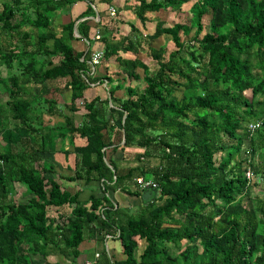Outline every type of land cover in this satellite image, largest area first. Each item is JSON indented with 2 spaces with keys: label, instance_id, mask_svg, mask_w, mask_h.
<instances>
[{
  "label": "trees",
  "instance_id": "obj_1",
  "mask_svg": "<svg viewBox=\"0 0 264 264\" xmlns=\"http://www.w3.org/2000/svg\"><path fill=\"white\" fill-rule=\"evenodd\" d=\"M76 1H2L0 66L10 73L0 77L8 93L0 102V264H31L33 255L52 264L51 254L77 262L82 242L101 235L119 240L126 258L105 250L91 264H264V196L252 190L262 181L247 176L248 170L257 178L264 172V158L255 169L264 150V0H196L190 22L167 26L158 17L150 34L131 23L130 33L117 40L100 22L103 59L117 55L123 71L145 86L141 92L128 87L125 98L115 95L119 84L112 86L111 100L119 109L95 97L84 100L80 124L72 115L51 124L45 116L59 113L56 99L34 101L25 96L26 87L70 77L69 108L78 110L77 100L89 87L83 74L92 51L77 52L72 41H91V27L98 25L88 18L95 15L94 0L77 18L59 29L54 25L55 13H70ZM137 1L135 13L144 25L148 13L181 10L188 2ZM208 14L210 30L203 34ZM85 17L77 37L75 23ZM195 27L198 44L183 41ZM162 36L177 49L167 55L166 47L150 48L158 64L152 73L139 50L144 37L154 42ZM256 121L262 125L251 133L249 124ZM116 127L124 133L123 144L113 140ZM77 136L85 143L76 144ZM66 139L72 150L58 145ZM128 147L143 148L145 155L160 151V165L120 172L112 155ZM59 148L76 155L75 176H47L55 165L46 159L38 164L42 154ZM138 176L155 179L159 188L132 190ZM63 179L98 180L103 195L83 201L81 191L68 190ZM15 182L29 190L28 202L10 198ZM118 189L142 196L141 208H115L108 191ZM140 239L146 246L137 254Z\"/></svg>",
  "mask_w": 264,
  "mask_h": 264
},
{
  "label": "crops",
  "instance_id": "obj_2",
  "mask_svg": "<svg viewBox=\"0 0 264 264\" xmlns=\"http://www.w3.org/2000/svg\"><path fill=\"white\" fill-rule=\"evenodd\" d=\"M88 2H90V1H88V0L76 1L75 3H73L71 5L70 13H66V12L64 13L61 11H57L55 13V15H57V14L58 15H57V18L54 20V22H55V25H59V27L57 26L58 29L60 28L62 23L63 24L67 23L72 18L74 19V18H77L79 15H81L88 8ZM137 2H138L137 0H94L93 7L95 9V15H91L88 18H91L94 21H96L98 23V25H94L91 27V32H90L91 41L86 40L85 38L84 39L83 38L75 39L72 41V44H73L75 50L77 52L78 51L84 52V51H88L89 49H91L92 52H94L95 50H98V49L104 50L105 41L101 40V39H95V38L93 39V37L95 36V31L97 29H100V27L103 28L101 26L100 22H102L103 26L105 25V27H108L107 29L110 31L111 35L116 38V40L120 39L121 36L124 37L130 33L131 23H134L137 27H139L142 30V32L144 34H147L146 33V32H148L146 30L148 28L147 23L145 25L143 23H141L140 19L137 17L136 14L128 16L126 13L128 10H125L126 5L128 7H132L134 9V7L137 5ZM111 5H115L117 7V10H118V14L115 17H111L109 15V7ZM150 14H153V12L148 13L149 18H150ZM86 18L87 17L76 21L75 28L77 30H78L79 23L81 21L85 20ZM58 20L60 22H58ZM75 28H74V33H75ZM120 55L127 57V58H135V56H136L132 52H126V53L120 52ZM116 58H117V55L111 56L110 58L103 59L101 61V63L95 67L94 73L89 75V78L95 84L89 85V87L87 89H85V91H84V98H86L87 101H90L95 97H100L103 100L109 99L108 108L119 109V107L116 106L115 104H113V102L111 100V94L109 91L110 88L112 86L119 84L121 86V88L116 92L115 95L117 97L125 98V97H127V94H128L127 88L130 86L136 88V84L139 83L140 81H142V80L131 79L127 75V73L123 71V68L119 65V62L117 61ZM91 69H92V67L89 66V70H91ZM57 79H60V78H57ZM70 91H71V96H72V89H70ZM59 103L60 102L57 101L58 106H60V109L58 110L59 113L58 114L57 113L52 114L51 115L52 119L51 120L49 119L51 124L64 122L65 115L74 116L76 124H80L82 122L84 113H86L87 110L85 112L83 111L84 113L81 115V119H80V121H79L80 123H79L77 121V117H78V112H80L81 110H76L75 112H73L72 110H70V108H69L70 104H68L67 102H66V104L65 103L59 104ZM112 123L115 124L114 120L112 121ZM121 130L122 129L120 127H116V130H114V132H113L112 136H113V140L115 143H117V141H118V138H116V136H118L117 134H120ZM121 135H122L121 136L122 137L121 142H123L124 133ZM79 138L82 140L81 144H84L85 139L81 138L80 136H77L75 138L74 142L76 144H79L78 143ZM61 142H63V143H61ZM61 142L58 144L59 146H61V144H64L65 149L72 150V148H71L72 144H69L68 139H66L65 141H61ZM132 148L134 149L136 147L126 148L124 154L121 153L119 150L112 155V158H113L114 162L116 163L118 169L124 170L125 172L127 171L128 167H122V166L126 165L125 160H127L128 157H129V159H131L130 158L131 155H129L127 149H132ZM47 154H49V155H47ZM42 155L48 156V157L44 156V158L42 156V160L46 159V160L50 161V163H53L55 165L54 168L59 169L58 171H60L62 176H67V175H74L75 176V171H73V169H75L76 155L74 153H72V151H71V153H69L67 155L66 152H63V150L61 148H59V150L56 152H47V153L42 154ZM125 157H126V159H125ZM107 160L109 161L108 158H107ZM68 167H70V168L68 169ZM62 181H64L63 184L68 190H70L72 192L80 190L81 191L80 199L83 201L87 200L91 194H96V195L100 196L98 193V190H96L97 188H99L98 185L96 187H95V185L92 186L91 185L92 182L87 183L83 179H77L75 181H69L67 179H63ZM80 183H81V186H79ZM102 189H103V187H102ZM85 191L86 192L89 191L88 196H87V198L82 199V195L84 194ZM110 192H112L113 195H111ZM108 195L112 199L113 203L115 204V208L119 207L122 209H126L129 212H131V210H133V211L138 210V209H135L131 206V200L132 199H135V201H137V199H140L142 202L141 206L143 204L142 196L128 194V193H126L120 189L116 190L115 192L110 190V191H108ZM91 241H94V243H92L89 247H83L82 246L84 244V242L88 243L86 240H84L82 242V244L80 245V250L82 252V256L80 259L77 260V262H74L73 259H65L66 260V262H65V260H63L64 259L63 256H61V255L58 256L55 254L49 255L47 260L49 262H51L52 264H86V262L92 263L93 261H96V259H99L100 257H102L104 254L103 252L105 250L101 246L102 242L106 243L107 248H108L107 251L110 255L111 254L114 255V257L118 260H122V259L126 258V255L122 252V247H121L120 241L111 237V236H108V238L106 239L101 235L97 239H92ZM99 242H101V244H99ZM144 248H145V246H144ZM90 254L92 257L90 256ZM97 254H99V255L97 256ZM34 256H36V255H33L31 258H33ZM50 257H52V258L50 259ZM60 258H62V260ZM31 264H32V259H31Z\"/></svg>",
  "mask_w": 264,
  "mask_h": 264
},
{
  "label": "rangeland",
  "instance_id": "obj_3",
  "mask_svg": "<svg viewBox=\"0 0 264 264\" xmlns=\"http://www.w3.org/2000/svg\"><path fill=\"white\" fill-rule=\"evenodd\" d=\"M2 1H4V0H0V10L2 8ZM195 2H196V0H188V2H186L183 5L182 9L177 10V11L161 10L159 12H153V14H150V18H149L150 20L147 22L148 28L146 30L148 32H146V33L150 34V33H153L155 31L158 17L165 19L167 26H170V25L174 24L175 22H182V21L183 22H190V19L192 17L191 7ZM126 6H125V8H126L125 10H128L126 12L128 16L136 14L135 9H133L132 7H128V6L126 7ZM57 15H55V19L57 18ZM210 17H211L210 14L205 16V20H204L205 27H204L203 34L210 30V25H209V18ZM59 20H58V22H60ZM0 25H1V22H0ZM57 26L59 27V25H55V27H57ZM196 29L197 28L195 27L189 35H186V36L182 35V40L186 41V42L191 41V43H197L196 41L193 40V37L196 33ZM74 35H75V33H74ZM2 39H3V37H2L1 32H0V43L3 41ZM152 47H166L167 55H169L172 51L176 50L177 47L175 46V43L170 38H168L167 36H162V37L156 39L154 42H151V41L149 42L148 39H146L145 37L143 38L142 46L139 50L138 55L149 66L150 71L152 73H155L158 69V64H157L156 60H154V58L151 56L150 48H152ZM138 71L142 75L144 74L143 68H138ZM9 73H10V70L5 65L2 64L0 66V77H6ZM69 80H70V77H68L67 79L66 78H64V79H53V80L51 79L42 85L29 84L26 87L28 89V94H26L25 96L28 98H32L34 101H38L40 99V96L45 95L48 98L56 99L57 101L60 102L59 104H63V103L66 104V102L68 104H70L71 103V91H70L71 88L66 86V83H67L66 81H69ZM144 86L145 85H144L143 81H140L139 83H137L136 84L137 91L141 92L143 90ZM4 89H5V87H4V85H2V87H0V102H2V103H4L8 99V93ZM2 91H5V92H2ZM178 94H181V93L178 92ZM127 96H128V94H127ZM178 96L181 97V95H178ZM84 100L86 101V98H84V97L79 98L77 100V106L79 108L78 110L82 111V112L81 111L78 112V117H77L78 122L81 119V115L86 111ZM45 119L48 123V122H50L49 119L51 120L52 117L49 115H46ZM120 136L121 135L118 134L117 143L123 144V142H120L121 141ZM60 142H61V140L58 141V143H60ZM78 143L79 144L82 143V140L80 138L78 139ZM248 143H249V141L247 140L244 144V147H248L249 146ZM127 150H128L129 155H131L130 156L131 159H129V157H128L129 160L128 159L125 160L126 165L122 166V167H128L127 170L129 168H131V166L134 167V166H138V165H143L144 167H147V168H154V167L159 166L161 163V153H160V151H158L156 149L151 151V153L149 155H145L144 149H142V148H137V149L132 148V149H127ZM120 152L123 154L125 153V151H122V150H120ZM47 155H49V154H47ZM47 155H41L39 160H38V164L42 163V156L44 158V156L46 157ZM126 157H125V159H126ZM142 157H144V159H142ZM263 158H264V150H261V152H259L255 158V166H256L255 169L256 170L258 169V165H260L259 160H261ZM58 170L59 169H53L52 172H47L46 175L47 176H53L56 178H60V176H62V175H61L60 171H58ZM119 171L125 172L124 170H121V169H119ZM250 177L253 179L252 180L253 182H256V180H258V179H260L262 181L260 185L254 187L252 189L253 194L264 196V172L259 175V178H257V176H255V175L253 176V171H252V174ZM63 183H64V181H63ZM91 185L92 186L95 185V187L98 185L99 188H97L96 190H98V193L100 196L103 195V189H102L103 186H102V183L100 181L93 180ZM79 186H81V183L79 184ZM136 187H137L136 183L133 185V183L131 182L130 188L132 190H134V189H136ZM88 193H89V191H87V192L85 191L84 194L82 195V199L87 198ZM110 194L113 195L112 192H110ZM31 197H32V195L30 194V192L26 186L20 184L19 182L14 183V189L11 192L10 198L15 200L16 202H28ZM141 203L142 202L140 199H137V201H135V199L131 200V206L135 209H140ZM248 203H251V202L248 201ZM60 211L65 213L67 210H60ZM132 211L133 210H131V212ZM91 240L92 239H89L87 237L86 241L88 243L84 242V244L82 246L83 247H89L92 243H94V241H91ZM99 244H101V242H99ZM139 244H140V248H137V254H140V252H142V249L144 248V246H146V241L140 239ZM101 246L104 250H108L106 243L102 242ZM90 256H91V254H90ZM51 258L52 257H50V259ZM31 259H32V264H45L46 263V261L44 259L40 258L39 256H34ZM60 259L62 260V258H60ZM65 259H67V258L64 257L63 260H65ZM65 262H66V260H65Z\"/></svg>",
  "mask_w": 264,
  "mask_h": 264
},
{
  "label": "built area",
  "instance_id": "obj_4",
  "mask_svg": "<svg viewBox=\"0 0 264 264\" xmlns=\"http://www.w3.org/2000/svg\"><path fill=\"white\" fill-rule=\"evenodd\" d=\"M118 14V10L117 7L115 5H111L109 7V15L111 17H115ZM102 28L100 27V29H97L95 32V36L93 37V39H101V34H102ZM104 57V50L103 49H98L95 50L94 52H92L91 55V59L89 61L90 63V67H92L91 70L87 71L86 74H83L84 78L86 79V81L89 82V85H94L95 83L93 81H91V79L89 78V75L93 74L95 71V67L97 65H99L101 63V61L103 60ZM90 79V80H89ZM262 125L261 121H256V122H251L249 124V131L251 133H255L260 126ZM142 159H144V157H142ZM252 171L248 170L247 175L249 178H251ZM136 181V185L138 188H140L141 190L146 189L148 187H153V188H159L160 184L158 181H156L153 178L147 179L144 176H138L135 178ZM99 254H97L98 256ZM87 264H91V262H87Z\"/></svg>",
  "mask_w": 264,
  "mask_h": 264
},
{
  "label": "water",
  "instance_id": "obj_5",
  "mask_svg": "<svg viewBox=\"0 0 264 264\" xmlns=\"http://www.w3.org/2000/svg\"><path fill=\"white\" fill-rule=\"evenodd\" d=\"M82 19V18H81ZM81 19H79V20H81ZM75 34H76V36H78V37H80V34H79V32H78V30L75 28ZM126 116H127V113H125V115H124V119L126 118ZM125 142V136H124V139H123V143ZM105 161L107 162V164L108 165H110L111 166V164L109 163V161L107 160V158L105 157Z\"/></svg>",
  "mask_w": 264,
  "mask_h": 264
}]
</instances>
